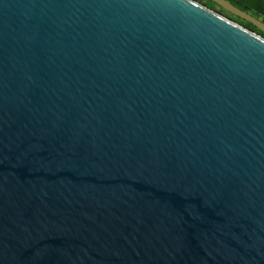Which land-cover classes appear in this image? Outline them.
<instances>
[{"label":"water","instance_id":"95a60500","mask_svg":"<svg viewBox=\"0 0 264 264\" xmlns=\"http://www.w3.org/2000/svg\"><path fill=\"white\" fill-rule=\"evenodd\" d=\"M0 264H264V36L196 0H0Z\"/></svg>","mask_w":264,"mask_h":264},{"label":"trees","instance_id":"16d2710c","mask_svg":"<svg viewBox=\"0 0 264 264\" xmlns=\"http://www.w3.org/2000/svg\"><path fill=\"white\" fill-rule=\"evenodd\" d=\"M196 1L244 25L249 26L250 28H252V30L264 36V34L260 32L258 28L254 26V24L229 13L228 11L221 8L213 1L211 0H196ZM228 1L233 5H235L236 7L254 15L256 18H259L264 22V0H228Z\"/></svg>","mask_w":264,"mask_h":264}]
</instances>
